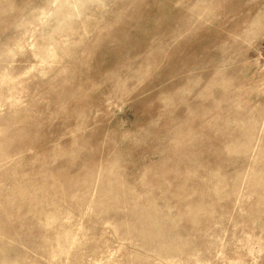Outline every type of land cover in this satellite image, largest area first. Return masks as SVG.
<instances>
[{
	"label": "rangeland",
	"instance_id": "obj_1",
	"mask_svg": "<svg viewBox=\"0 0 264 264\" xmlns=\"http://www.w3.org/2000/svg\"><path fill=\"white\" fill-rule=\"evenodd\" d=\"M0 264H264V0H0Z\"/></svg>",
	"mask_w": 264,
	"mask_h": 264
}]
</instances>
